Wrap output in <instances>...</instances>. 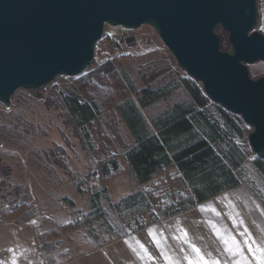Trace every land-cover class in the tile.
<instances>
[{"label":"rangeland","instance_id":"374dc122","mask_svg":"<svg viewBox=\"0 0 264 264\" xmlns=\"http://www.w3.org/2000/svg\"><path fill=\"white\" fill-rule=\"evenodd\" d=\"M256 1L253 30L264 34V0ZM216 32L220 50L229 51L227 32ZM104 36L81 75L16 90L10 108L0 103V262L41 264L33 249L13 247L19 239L11 234H38L33 241L44 252V264H56L87 250L90 241L104 244L198 205L182 207L190 189L176 165L140 183L126 157L138 138L156 134V124L177 106L194 108L188 117L207 138L214 134L211 124L222 128L225 138L217 148L240 180L213 197L219 215L205 210L209 221L228 230L222 217L235 234L246 226L264 240V159L248 144L251 126L209 97L204 107L195 104L199 91L205 95L201 83L178 66L159 38L153 51L114 57ZM246 65L251 78L264 75V62ZM228 113L232 121L226 120ZM230 216L244 224L233 227Z\"/></svg>","mask_w":264,"mask_h":264},{"label":"water","instance_id":"95a60500","mask_svg":"<svg viewBox=\"0 0 264 264\" xmlns=\"http://www.w3.org/2000/svg\"><path fill=\"white\" fill-rule=\"evenodd\" d=\"M257 20L256 0H0V103L84 73L105 25H146L210 100L251 126L248 144L264 159V75L251 78L246 65L264 62Z\"/></svg>","mask_w":264,"mask_h":264},{"label":"trees","instance_id":"16d2710c","mask_svg":"<svg viewBox=\"0 0 264 264\" xmlns=\"http://www.w3.org/2000/svg\"><path fill=\"white\" fill-rule=\"evenodd\" d=\"M106 67L109 64L104 68ZM199 93V99H194V102L204 107L208 97L202 91ZM147 96L149 99L152 97L149 93ZM192 111L194 108L184 110L177 106L160 125L156 124V134L139 137L136 145L126 153L131 171L140 183L153 179L164 166L176 165L190 189L189 195H182V201L188 202L182 206L185 208L240 185L239 178L224 158L222 148H217V144L221 145L225 138L222 128L218 124H211L214 134H210L208 138L203 136L194 130V124L188 117ZM225 116L227 121H232L231 114ZM115 167L116 165L113 170ZM176 210L181 211L179 208ZM143 228L144 226L139 225L134 231Z\"/></svg>","mask_w":264,"mask_h":264},{"label":"crops","instance_id":"0c3cea01","mask_svg":"<svg viewBox=\"0 0 264 264\" xmlns=\"http://www.w3.org/2000/svg\"><path fill=\"white\" fill-rule=\"evenodd\" d=\"M212 200L213 197L199 203L185 213L150 223L141 230L118 234L110 242L96 244L90 241L88 242L90 247L87 250L56 264H165L161 250H164L167 255L180 254L179 248L182 245L180 241L174 239V235H179L181 228L187 230L192 242L196 243L203 251L212 252L213 255H217V249L220 247L218 245L219 240L213 234L211 226L208 223L209 215L205 213V210L202 211L200 208L201 205H208L209 203L214 208H217ZM228 201L232 203L229 199ZM219 218L228 227V230L235 234L225 219ZM150 232H152V236L149 235ZM11 235L9 236L10 239H19L17 242L15 241L16 243H11L13 247L24 252H30L33 249L36 254L39 253L41 255V264H44V252L33 241L34 238H38V234L34 236ZM236 235L238 239L239 236L238 234ZM153 236L157 237L159 246L153 242ZM87 238L90 239V237ZM137 241L145 246L144 249L140 248ZM184 247L187 248L186 245Z\"/></svg>","mask_w":264,"mask_h":264},{"label":"snow or ice","instance_id":"6c2138e0","mask_svg":"<svg viewBox=\"0 0 264 264\" xmlns=\"http://www.w3.org/2000/svg\"><path fill=\"white\" fill-rule=\"evenodd\" d=\"M201 210H211L216 213V209L211 205H201ZM219 215V213H216ZM233 220V227L241 226L244 224L243 220H235L234 217H229ZM213 234L220 242V247L217 249V255L212 252L203 251L196 243L192 242L189 238L187 230L181 228L179 235H174V239L181 242L179 253L177 255H167L164 250H161V255L165 264H264V240L258 241L249 229L245 226L243 231L239 232L240 239L231 231L221 228L213 221H208ZM152 236V232L149 233ZM153 242H159L156 236H153ZM139 243V241H137ZM187 246L185 248L184 246ZM141 249L144 245L139 243ZM12 251V249H9ZM3 264V262H0ZM12 264H16L15 260Z\"/></svg>","mask_w":264,"mask_h":264},{"label":"built area","instance_id":"2783aa9c","mask_svg":"<svg viewBox=\"0 0 264 264\" xmlns=\"http://www.w3.org/2000/svg\"><path fill=\"white\" fill-rule=\"evenodd\" d=\"M104 34L107 41L106 45L110 48L108 50L112 52L114 57L121 55L133 56L142 52L153 51L156 39L159 38L156 31L150 26L145 30L140 27L127 29L118 26L112 33L106 34L104 32Z\"/></svg>","mask_w":264,"mask_h":264},{"label":"bare ground","instance_id":"6f19581e","mask_svg":"<svg viewBox=\"0 0 264 264\" xmlns=\"http://www.w3.org/2000/svg\"><path fill=\"white\" fill-rule=\"evenodd\" d=\"M106 26H108V25H105V27ZM105 27H104V30H105ZM109 27V29H112V30H114L116 27H111V26H108Z\"/></svg>","mask_w":264,"mask_h":264}]
</instances>
